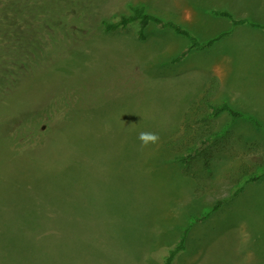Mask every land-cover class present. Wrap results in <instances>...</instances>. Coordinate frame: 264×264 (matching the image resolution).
<instances>
[{"label": "rangeland", "instance_id": "374dc122", "mask_svg": "<svg viewBox=\"0 0 264 264\" xmlns=\"http://www.w3.org/2000/svg\"><path fill=\"white\" fill-rule=\"evenodd\" d=\"M9 1L0 0V12ZM129 6L200 42L227 36L173 63L190 44L173 30L151 26L144 41L136 27L102 32V20ZM17 7L67 13L81 32L23 64L35 70L0 98V264H166L187 227L173 264H264V177L233 197L244 180L264 174V36L210 13L232 9L264 23V0H24ZM213 88L214 104L245 118L216 121L222 134L210 147L211 176L194 179L167 143L184 136L192 105ZM31 122L35 134L22 128ZM142 131L159 142L142 148ZM193 218L202 220L191 225Z\"/></svg>", "mask_w": 264, "mask_h": 264}, {"label": "trees", "instance_id": "16d2710c", "mask_svg": "<svg viewBox=\"0 0 264 264\" xmlns=\"http://www.w3.org/2000/svg\"><path fill=\"white\" fill-rule=\"evenodd\" d=\"M23 1L10 0L7 4L8 8L2 9V12H0V82L3 81L2 86L0 85V98L3 91L6 92L8 89L14 91L19 88L17 81L19 82L20 75L22 76L24 73L32 74L35 70L33 66H23V64L28 63V61L34 62L39 56L47 58L52 51L57 50L65 42H70L76 37L77 33L81 32L80 27L76 28L69 22L70 15L67 13L61 14V12L52 10L20 9L17 6ZM128 10V14H120L114 17L113 20H102L100 22L102 32L113 34L136 27L138 39L144 41L151 26H156L161 30H173L176 34L190 41L187 49L178 58L174 59L173 63L181 62L194 51L210 49L222 37L227 36V34H222L206 42H200L188 30L173 22L163 21L157 15L147 13L142 7L129 6ZM210 13L215 17L231 21L233 27L248 25L264 30V26L253 23L248 19H237L227 10L212 9ZM56 42L59 43L57 48L51 51L52 45L53 47L56 46ZM44 53L46 57L43 56ZM20 71L22 74H20ZM210 85L214 86L211 83ZM213 92L214 88L213 91L206 90L205 95L192 105V111L185 122L186 131L184 136L177 141L171 138L167 143L169 149L176 151L177 160L183 166L184 173L194 179L211 176L210 165L214 149L211 150L210 147L217 140V136L222 134L217 132L213 126L216 121L224 116H228L232 122L245 118L242 113L231 108L226 102L221 105L214 104L210 99ZM249 120L259 126V121L254 117H249ZM30 126H33L31 129L32 134L36 133L37 128L39 129V125L34 124V122L26 124L22 128L26 132L29 131ZM263 177L264 174L244 180L233 193V197L239 196L247 184L258 181ZM222 204L223 202L217 203L211 212L217 211ZM211 212H207L201 218H206ZM201 218H193L190 224L199 222L202 220ZM189 231L190 227L184 229L177 246L170 251L166 264H173L176 256L185 249L186 237Z\"/></svg>", "mask_w": 264, "mask_h": 264}, {"label": "clouds", "instance_id": "9594fccd", "mask_svg": "<svg viewBox=\"0 0 264 264\" xmlns=\"http://www.w3.org/2000/svg\"><path fill=\"white\" fill-rule=\"evenodd\" d=\"M138 140L140 141L142 148H147L149 145H154L159 142V135L154 132L142 131L138 134Z\"/></svg>", "mask_w": 264, "mask_h": 264}, {"label": "crops", "instance_id": "0c3cea01", "mask_svg": "<svg viewBox=\"0 0 264 264\" xmlns=\"http://www.w3.org/2000/svg\"><path fill=\"white\" fill-rule=\"evenodd\" d=\"M193 7H194V5H192ZM211 9H216V10H222V9H220V8H211ZM209 11V10H208ZM229 12H231V13H233V14H235V15H237L236 14V11H233L232 9H230V11ZM217 18H219V17H217ZM222 19H224V18H222ZM237 19H245V17H243V16H240L239 18H237ZM229 21V20H228ZM229 22H231V21H229ZM232 24V23H231ZM257 24H260V25H262V26H264V23H261V22H257ZM248 27V25H245V26H240V27ZM238 28V27H237ZM249 28H251L254 32H256L257 34H259V35H261V36H264V30H262V29H258V28H253V27H250L249 26ZM210 40V39H209ZM208 41V40H207ZM206 42V41H205Z\"/></svg>", "mask_w": 264, "mask_h": 264}]
</instances>
